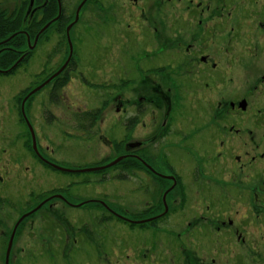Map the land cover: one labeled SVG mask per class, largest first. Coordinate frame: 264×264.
Returning a JSON list of instances; mask_svg holds the SVG:
<instances>
[{"label": "flooded vegetation", "instance_id": "af4514ba", "mask_svg": "<svg viewBox=\"0 0 264 264\" xmlns=\"http://www.w3.org/2000/svg\"><path fill=\"white\" fill-rule=\"evenodd\" d=\"M29 1L22 16L24 27L20 24L21 28L13 32H7L8 28L3 23L12 15L9 14L7 17L2 14L4 11L0 12V79H9L20 70L27 75L30 69L38 67L36 79L29 87L20 89L16 94L18 97L23 96L20 100L17 98L14 103L16 111L20 112L23 119L26 116L25 109L41 92H46V98L42 100V109L47 108L48 104L61 107L64 103L62 98L65 95L61 93V89L64 90L66 82L75 70L72 67L74 57L69 32L77 15L76 10L83 2L70 10L65 0H32L33 5L28 10ZM233 1L210 0L207 2L208 5L201 4L202 10L196 12L197 8H194L192 14L204 16L206 11L223 13L228 17L229 24L237 12L239 15L247 13L246 0L241 1L242 5L230 4ZM248 2L249 0L247 5ZM220 3L224 8H219ZM24 4L18 8L21 12ZM212 5H216V9H213ZM232 7L233 10L227 12ZM81 9L78 11L79 17ZM243 21L239 19L235 20V23L239 25ZM197 26L200 29H204V26L206 30L209 28L205 19L199 20L193 27ZM202 32H205V29ZM21 36L25 37V40L17 42L16 39ZM30 36L33 37L31 42ZM156 39L155 37L154 40ZM35 41L40 42L39 48L49 50L41 59L39 58L38 63L33 54L37 47ZM66 41L69 46L67 58L55 66L54 54L63 50L62 46ZM198 41V45L202 44L201 47L208 42L201 37V33L198 35ZM157 45L155 51L154 49L152 52L144 51L147 58L156 55L159 44ZM192 45L190 42L183 46L179 44V49L191 52ZM165 46L159 47L157 53L166 51ZM174 47L176 45L169 44L168 50ZM205 51V54H196L192 57L187 54L183 58L184 62L181 59L179 62L168 63V69L164 64L151 65L148 59L147 62H139L130 55V66L133 69L131 77L134 74L136 78H130L128 75L120 76L118 80L119 86L131 82L141 84L146 81V75L154 72L165 69L164 71L172 73L168 76L171 82L168 90L175 97L173 103L166 105L164 111L151 109L149 117L145 106L138 105L132 111L125 112L122 121L126 133L130 136V140L125 143L128 152L123 154L128 155V158L123 161L128 162L132 171L131 182L133 179L134 187L138 188V192H132L134 197L137 196L138 201L145 204L143 212L135 216L128 211L111 208L115 203L109 202L105 195L94 198L75 195L74 188L87 186L89 183L87 180H82L83 183L78 186L72 182L66 186H58L54 190H36V193H29V198L24 202L14 203L17 207L27 206L28 217L26 215L22 219L19 218L13 225L12 232L7 235L4 251L0 253L2 264H11L13 258L17 256V250L15 251L13 247L16 235L25 229L22 220L34 216L43 209L56 210L57 207L68 211V215L59 213L56 223L53 220H44V240L55 231V228L57 236L61 239L55 240V243L51 242V245L45 244L42 252L47 256L45 264H79L83 261L107 264L112 263L114 259L122 263L134 260L166 264L162 261L167 259L171 264H264V141L259 142L258 138V131L264 124L263 115L255 114L253 119L255 133L250 130L248 139L246 133L240 134L245 130L242 126L245 116L242 115L248 106L244 98L232 99L225 104L217 102L214 108L209 103L203 104L204 110L200 111L202 114L198 116L194 115L198 111L186 108L182 91L184 88L190 93L196 90L190 80L193 79L196 84L198 79L203 78L200 75L206 74L201 69L204 66H210L212 71L217 69L216 62L209 61L214 58L208 53V48ZM58 55H61V52ZM194 60L199 65L196 77L192 72H187L190 70L189 62ZM171 65L177 67H170ZM183 70L185 73H182ZM38 79L39 81H36ZM203 85L206 88L209 86L207 83ZM160 97L162 98L161 95ZM113 100L116 102L114 110L121 112L123 108L121 96H115ZM243 103L246 105L245 108H242ZM190 109L193 110L191 113L193 118L190 116ZM206 111L208 114H205ZM230 112L237 114L236 118L227 117ZM86 113L88 114L77 116L79 118L75 123L84 133H89L98 126L96 122L101 120L103 112L98 109ZM184 117L185 127L176 128L178 120H183ZM204 117L207 120L197 123ZM26 120L28 121L27 117L24 121ZM139 124L143 128L154 130L155 133L133 138L132 132ZM252 137L256 142L254 147H248L251 145L249 140H252ZM99 138L108 148L114 146L106 136L100 135ZM174 146L181 147L185 152L178 160L179 166L167 158L168 151ZM142 150H146L147 155H144ZM44 164L51 167L47 163ZM121 172L122 170L116 176L119 180L126 178V174L121 175ZM0 183H3L1 179ZM75 197L84 198L80 202H74ZM10 204H12L10 197L0 187V210ZM73 212L77 213L74 217ZM89 223L104 231L98 232L102 235L99 239H95L90 231L89 235L87 234ZM109 227L125 234L127 230H137L136 234L138 232L143 236L142 241H139L142 244V251L137 255H130L129 244L121 237L122 233L121 236L119 233L115 234V240H110L111 237L106 233ZM70 235H73L72 246L66 245L67 242L63 239ZM66 248L72 250L65 251ZM144 248L151 250L143 251Z\"/></svg>", "mask_w": 264, "mask_h": 264}, {"label": "rangeland", "instance_id": "374dc122", "mask_svg": "<svg viewBox=\"0 0 264 264\" xmlns=\"http://www.w3.org/2000/svg\"><path fill=\"white\" fill-rule=\"evenodd\" d=\"M81 1L83 0H65L70 6V10L75 9ZM208 1L210 0H172L170 2L166 0H86L83 3V8H80V17L78 13L69 32L73 46L72 56L74 57L72 67L75 70L70 75L69 81L66 82L64 90L61 89V93L65 95L62 98L64 103L61 104V107L48 104L47 108L42 109V100L46 98V92H41L25 109L26 116L23 113L24 119L27 117L34 129L36 148L40 155L56 165L71 170L101 167V165L111 163L117 157L123 156L128 152L125 143L130 140L122 122L125 112L132 111L138 105H144L149 117L151 109L164 111L166 105L175 101V97L168 90L171 87L168 76H171L172 73L164 71L165 69L153 74L146 73L149 75H146V81L141 84L131 82L123 86L117 85L120 76L127 77L129 75L130 78H136L134 74L131 77L133 69L130 66V55L139 62H147L148 59L151 61V65L164 64L167 66L168 63L181 61L187 54H190V57L196 54H205L207 48L208 53L214 58L209 61L216 62L217 69L212 71L210 66L201 68L206 72L205 75H200L203 78L198 79L196 84L193 79L190 80V83L196 88L195 92L190 93L186 88L182 91L183 97H185L184 105L187 109L198 111L194 113L195 116H198L202 114L200 111L204 110L203 104L209 103L214 108L217 102L225 104L232 99L241 100L244 98L248 106L242 115L245 116L242 124L245 130L240 134L246 133L249 139L250 130L254 131L255 128L253 121L255 114L263 115L264 120V0H249V6L246 0L247 13L239 15L237 12L229 24L228 17H225L223 13L206 11L204 16L192 14L194 8L198 9H195L196 12L200 11L202 10L201 4L202 6L208 5ZM241 1L234 0L230 4L242 5ZM27 2L28 0H0V12L4 11L2 14L7 17L9 14L12 15L10 19H7L6 25L14 29L7 32L20 29L21 26L24 27L22 16ZM22 3L25 4L21 12L18 8L22 6ZM216 5H212L213 9H216ZM219 6V8H224L221 3ZM232 10L233 7L227 12ZM72 14L74 16V13ZM204 19L210 29L207 27L206 30V26H204L205 32H202L204 29H200L198 26L193 27L199 20ZM239 19L244 21L237 25L235 20ZM200 33L201 37L208 41L203 44H206L203 47L200 46L202 44L198 45ZM22 39L25 40V37H18L16 41ZM32 40L33 37L30 42ZM186 42L193 44L191 52L179 49V44L183 46ZM39 43V41L36 42L37 47L33 53L34 58L38 59L37 63L42 55L49 51L39 48ZM157 43L159 47L166 45V51L157 53L158 47L156 55L147 58L144 51L152 52L153 49L155 51ZM169 44L170 46L176 45V47L168 50ZM62 47L61 55H58L60 52L54 54L53 64L55 66L60 65L67 58L69 51L67 41ZM184 61L183 59L182 62ZM189 63L190 70L187 72H192L196 77L199 65L195 63V60ZM170 67L177 66L171 65ZM166 68L168 69L169 66ZM37 71L38 67L36 66L30 69L27 75L23 70H20L9 79H0V179L3 182L0 183V187L10 197L13 204L0 210V253L4 251L7 235L12 232L15 222L27 215V206L17 207L14 206V203L24 202L29 198L28 194L36 193V190H54L58 186H66L72 182L78 186L83 183L82 180H87L89 182H86L87 186L74 188L75 195H85V198L105 195L109 202L115 203L111 208L128 211L135 216L142 213L145 208L144 202L138 201L137 196L134 197V193H132L136 192L138 188L134 187L133 179L131 182L132 171L128 162L117 163L101 172L67 173L52 169L38 159L31 148V137L29 128L25 124L26 121L14 107L16 99L20 100L23 97L22 95L18 97L16 94L20 92V89L31 85L36 79ZM182 73H185V70ZM204 83L209 85L208 88L203 85ZM115 96H121L123 103L121 106L123 108H120L121 112L119 113L114 110L116 102L113 98ZM200 104L202 105L200 106ZM98 109L103 112V115L100 116L101 120L96 122L98 126H95L91 132L84 133L75 123V120L79 118L77 116H83L88 114L86 113L88 111ZM191 109L190 116L192 117L193 110ZM205 114L208 112L206 111ZM236 115L230 112L227 117L236 118ZM182 119L178 120L176 128L185 127V117ZM205 120H207L206 117L197 123ZM262 125V129L258 131L259 142L264 141V124ZM132 133L133 138H142L150 136L149 134L153 135L155 131L147 127L143 128L139 124ZM100 135L106 136L114 146L108 148L104 145L99 138ZM158 142L160 141L158 140ZM249 142L251 145L248 147H254L256 139L252 137ZM155 144H153V148H155ZM145 151L141 152L145 155ZM168 153L167 158L179 166L178 160L182 154H185L184 150L174 146ZM120 170H122L121 175L126 174V178L121 180L116 177L120 174ZM101 179L102 181H100ZM83 198L75 197L74 202H80ZM31 202L33 201L31 200ZM61 209L62 207L59 209L57 207L56 210L43 209L34 216L22 220L25 229H21L22 231L16 235L17 239L13 249L17 250V256L13 258L11 264L46 263L47 256L42 253L45 244L51 245V242L55 243V240L60 241L61 239L57 236L58 232L55 228V231L44 240L43 223L45 219L53 220L56 223L59 213L68 215V211ZM76 215L77 213L73 212L72 217ZM87 227V234L90 231L95 239L102 236L98 232H104L94 224ZM136 231L135 229L127 230L126 234L121 232V236V233L115 228L109 227L106 233L111 237L110 240H115V234L119 233V236L129 244V254L137 255L142 251V244L139 241H142L143 236L138 232L136 234ZM72 237L73 235L63 238L67 242L66 245L72 246ZM2 244L3 246H1ZM64 250L71 251L72 249ZM144 250L149 252L151 249L144 248ZM112 261L107 264H154V261L150 263L134 260L122 263L116 262L115 259ZM164 262L171 264L167 259L162 261V263ZM2 263L0 255V264ZM79 264L91 263L83 261Z\"/></svg>", "mask_w": 264, "mask_h": 264}, {"label": "water", "instance_id": "95a60500", "mask_svg": "<svg viewBox=\"0 0 264 264\" xmlns=\"http://www.w3.org/2000/svg\"><path fill=\"white\" fill-rule=\"evenodd\" d=\"M86 0H83V2L81 3V5L77 8L76 10V13H77V16H78V11L80 10V8L83 6V3H85ZM33 3H32V0L29 1V7H28V10L31 9ZM27 10V12H28ZM40 89V88H39ZM245 104L243 103V106L242 108H245ZM26 119V118H25ZM26 125L28 126L29 128V132H30V137H31V148H33V151H35V154L40 158L42 159V161L44 163H47L49 165H51V167L55 170H59V171H62V172H86V173H90V172H101L102 170L104 169H108V168H111L113 165L123 161V159H126L128 158V155H123V156H120V157H117L116 159L112 160L111 163H108V164H105V165H101V167H90V169H79V170H71V169H66L60 165H55V164H52L51 162H49L48 160L42 158L36 148V138L34 137V132H33V128L32 126H30L29 122L26 120Z\"/></svg>", "mask_w": 264, "mask_h": 264}, {"label": "trees", "instance_id": "16d2710c", "mask_svg": "<svg viewBox=\"0 0 264 264\" xmlns=\"http://www.w3.org/2000/svg\"><path fill=\"white\" fill-rule=\"evenodd\" d=\"M3 20H4V19H3ZM3 23H5V24H6V23H8V22L6 21V22H3ZM5 27H7V28H8V30L14 29L13 27H9V26H7V25H5ZM8 30H7V31H8ZM15 30H16V29H15ZM15 30H13V31H15ZM13 31H9V32H13Z\"/></svg>", "mask_w": 264, "mask_h": 264}]
</instances>
